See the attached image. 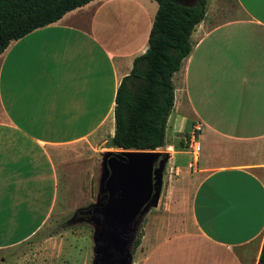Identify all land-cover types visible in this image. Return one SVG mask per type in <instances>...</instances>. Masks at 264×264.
Returning <instances> with one entry per match:
<instances>
[{
  "label": "crops",
  "instance_id": "crops-1",
  "mask_svg": "<svg viewBox=\"0 0 264 264\" xmlns=\"http://www.w3.org/2000/svg\"><path fill=\"white\" fill-rule=\"evenodd\" d=\"M156 8L152 0H93L0 54V264H44L55 239L46 226L66 204H58L60 189L83 192L95 157L121 150L108 147L114 96L146 49ZM189 41L171 76L173 106L155 150L165 172L134 264H256L264 0H209Z\"/></svg>",
  "mask_w": 264,
  "mask_h": 264
},
{
  "label": "trees",
  "instance_id": "trees-1",
  "mask_svg": "<svg viewBox=\"0 0 264 264\" xmlns=\"http://www.w3.org/2000/svg\"><path fill=\"white\" fill-rule=\"evenodd\" d=\"M93 0H0V54L7 45L59 20ZM157 4L145 51L134 58L116 89L113 135L108 147L155 151L164 145L166 120L173 106L171 76L191 50L193 28L205 14L207 0H152ZM164 157V155L162 154ZM135 236L134 251L140 241ZM256 264H264V238Z\"/></svg>",
  "mask_w": 264,
  "mask_h": 264
},
{
  "label": "water",
  "instance_id": "water-1",
  "mask_svg": "<svg viewBox=\"0 0 264 264\" xmlns=\"http://www.w3.org/2000/svg\"><path fill=\"white\" fill-rule=\"evenodd\" d=\"M165 161L156 151L103 155L95 203L70 219H90L95 225L92 264H130L135 227L157 205Z\"/></svg>",
  "mask_w": 264,
  "mask_h": 264
},
{
  "label": "rangeland",
  "instance_id": "rangeland-1",
  "mask_svg": "<svg viewBox=\"0 0 264 264\" xmlns=\"http://www.w3.org/2000/svg\"><path fill=\"white\" fill-rule=\"evenodd\" d=\"M208 1L209 0H207V3ZM183 2L185 4H193L194 1L183 0ZM101 160L102 159H99V157H95V170L90 177L91 185L88 187L87 178L82 181L84 185L87 183V188L83 192L70 191L65 193L63 189H60L58 193V204L60 206L64 197L66 198V204L61 208V217L59 218L56 216L53 221L46 226V238L55 236V239L51 240V242L47 241L45 245L47 255L43 258L44 264H50L51 259L54 260L56 264H92L95 225L90 219H79L73 222L70 221V219L73 217L76 210L87 209L95 203L98 180L102 173ZM163 172L165 171L163 170ZM152 215L153 210L148 218ZM144 224L145 219L141 216L135 227L133 240L136 235H139V233L142 234ZM54 251L55 256H49V254ZM130 254L132 264L136 263L139 256L134 255L135 250L133 251L131 248Z\"/></svg>",
  "mask_w": 264,
  "mask_h": 264
},
{
  "label": "built area",
  "instance_id": "built-area-1",
  "mask_svg": "<svg viewBox=\"0 0 264 264\" xmlns=\"http://www.w3.org/2000/svg\"><path fill=\"white\" fill-rule=\"evenodd\" d=\"M190 143H193V141L192 142L190 141ZM198 150H199V147L197 146V144H194L193 145V151L196 153V152H198Z\"/></svg>",
  "mask_w": 264,
  "mask_h": 264
}]
</instances>
